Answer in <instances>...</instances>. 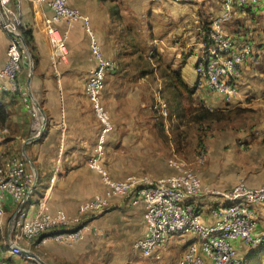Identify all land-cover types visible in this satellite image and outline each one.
Segmentation results:
<instances>
[{"label":"crops","instance_id":"crops-1","mask_svg":"<svg viewBox=\"0 0 264 264\" xmlns=\"http://www.w3.org/2000/svg\"><path fill=\"white\" fill-rule=\"evenodd\" d=\"M223 1L69 0L70 6L90 19L96 41L117 66L108 73L102 92V100L113 123L106 137L103 158L109 176L142 180L193 169L203 184V190L194 196L193 203L203 222L210 226L217 220L214 210L225 202L213 190H228L238 183L250 187L264 185V128L257 130L262 136L243 127L213 135L202 156L198 155L197 144L190 149L197 156V160L195 157L191 162L192 166L177 154L168 130L157 123L152 104L156 83L163 91L169 88L170 99L177 106L178 97L172 90L175 82L173 84L170 69L180 73L182 80L196 89L194 97L200 100L196 105L205 104L215 109L244 102L247 94L243 91V73L247 65L249 72V61L242 67L239 93L231 103L224 95L211 91L196 71L197 58L202 51L201 40L212 18L222 13ZM20 12L22 27L33 38L34 67L31 71V59H25L19 75L22 89L0 94L9 125L7 143L0 144V161L3 156L6 159L25 156L29 167H36L38 181L25 202L8 197L6 225L0 227V232L6 231L3 240L11 251L13 215L16 214L15 218L22 207L27 211L26 217L32 218L38 211V203L44 201L50 213L67 215L74 227L80 221L87 222L90 227L85 238L73 244L54 240L31 243L28 247L34 255L48 264H166L173 250L182 246L183 251L176 259V264H180L188 246L193 242L200 243V238L178 233L166 245L158 247L153 257L145 255L139 243L146 233L145 204L142 201L133 203L132 193H114L103 174L91 167L90 160L96 152L102 123L88 95V83L97 61L91 49L92 37L84 29L83 21L59 22V29L69 35V54L66 61L56 63L47 34L46 20L52 14L48 4L23 0ZM262 17L264 0H258L237 8L226 25L227 32L238 43L248 40L254 44L255 53L250 60L256 63L258 47L264 48ZM139 34L150 49L147 50L149 54L145 52L140 58ZM9 43L7 30L0 26V69L8 61ZM155 49L158 56L153 53ZM139 66L146 70L140 77ZM150 77L156 80L155 83L148 80ZM202 89L212 92L215 97L207 99ZM181 94L183 104L187 93ZM36 101L47 116L44 126L42 115L35 118L31 111V105ZM182 107L175 109L176 113ZM181 112L184 116V111ZM261 114V123H264V110ZM39 119L41 126L37 125ZM99 194L107 196L110 204L102 212H88L81 217L80 207ZM256 212L255 232L261 234L264 233V201L256 206ZM0 243L6 249L2 240ZM234 246L244 263L253 261L264 247H253L241 239L235 240ZM8 256L12 257L11 253ZM207 263L213 264L209 259Z\"/></svg>","mask_w":264,"mask_h":264},{"label":"built area","instance_id":"built-area-1","mask_svg":"<svg viewBox=\"0 0 264 264\" xmlns=\"http://www.w3.org/2000/svg\"><path fill=\"white\" fill-rule=\"evenodd\" d=\"M23 0H0V26L7 30L10 43L8 61L0 69V94L7 90L22 89L19 75L24 60L30 54L22 38L23 19L20 4ZM45 2L52 10L47 18V34L51 44L54 62L66 61L69 54L68 33L62 32L58 24L67 21L73 24L78 20L91 35V49L97 61L88 83V95L95 114L102 123L96 152L90 162L91 167L99 170L114 193L131 194L132 202L142 201L146 206V233L139 241L143 253L153 256L158 247L166 245L173 235L194 234L200 243H191L185 251L180 264H244L236 254L234 241L243 240L253 247L264 245V233H256L258 224L256 206L264 201V185L250 187L238 183L228 190L215 189L212 192L224 198L225 202L214 210L216 223L206 225L199 210L193 203L194 196L203 190L201 178L193 169L182 170L166 177H145L142 180L114 179L109 176L103 163L105 142L113 123L102 100L108 73L116 64L106 57L94 36L90 19L77 8L70 6L69 0H31ZM153 2H193L198 0H152ZM258 0H224L222 13L212 18L201 40L202 51L197 58L196 71L208 88L225 96L231 103L239 93V77L245 62L255 53V46L246 40L238 43L226 29L237 8H244ZM28 92H24L27 94ZM0 97V101H2ZM154 109L163 117L169 115L166 101L161 98ZM35 118H40L36 103L31 105ZM38 123H41L39 119ZM41 126V124L39 125ZM9 133L8 123L0 126V144H6ZM264 134V132L262 133ZM203 155V152L200 154ZM38 181L37 172L30 168L25 156L2 157L0 161V226L6 223L8 197L16 202H25ZM55 177L52 178V183ZM110 204L109 198L97 195L84 203L79 215L102 212ZM27 211L19 208L14 218V230L10 237L11 255L0 243V264H48L43 258L34 255L31 243H45L54 240L61 244L80 242L90 228L87 222L80 221L76 227L70 226L71 219L65 214L50 213L44 201L38 203V211L32 218L26 217ZM77 221V218H75ZM26 245V246H25Z\"/></svg>","mask_w":264,"mask_h":264},{"label":"rangeland","instance_id":"rangeland-1","mask_svg":"<svg viewBox=\"0 0 264 264\" xmlns=\"http://www.w3.org/2000/svg\"><path fill=\"white\" fill-rule=\"evenodd\" d=\"M264 20V17H262ZM145 40L144 38L139 34V46L141 47V51L143 53L149 52L147 50H150L149 47L144 45ZM257 43V42H256ZM154 55L158 56V51L155 49L153 51ZM258 55L256 56V61H251L248 59L250 64V70L248 72V65L244 69V79H243V91L247 94V97H245L244 102L238 103V104H228L227 107L222 108L227 110H234L235 113L232 115V118L222 121V122H214L211 126L204 125L202 129L200 128H194L193 126L195 124L190 123L186 116H182V112L176 113V103L175 101H172L170 99L171 94L169 92V88L167 90L163 91L159 88L158 85H156L155 81L152 80V77H150L148 80H151L155 83L154 87V95H155V105H158L159 100L161 98L166 101L168 110H169V116L163 117L160 112L157 110H153V115L156 118V121L158 124H161L166 127L169 134V139L173 140L175 142L176 152L181 158H183L186 162L193 164L191 162H194V159L197 156L196 154L193 155L191 153V148H193L196 144V148L199 153L205 151L208 146L206 145L208 142V139L210 137H213V135L218 134L220 132L227 131L229 129H239L240 127H243L244 130H254L255 134H257V130H262L264 128V123H261L262 119V111L264 110V48L259 49L257 51ZM152 54V52H151ZM29 59V58H27ZM255 60V59H253ZM155 61V60H154ZM117 67V66H116ZM151 71V70H150ZM149 71V72H150ZM163 74L164 72L161 71ZM248 72V73H247ZM128 77V76H127ZM140 77V76H139ZM168 81V80H167ZM159 90H162L161 92H158ZM160 93V94H159ZM202 93L207 99H211L212 97H215L212 92L206 91L202 89ZM157 96V101H156ZM186 96V95H185ZM196 98L195 103H199V98ZM187 96L186 99L183 101L184 104H187ZM154 103L152 105H154ZM221 108V107H219ZM175 113V115L173 114ZM41 123H38L39 125ZM262 136V135H258ZM201 139V142H200ZM199 161V159H198ZM6 224L2 225V228ZM70 226H73V222L71 221ZM3 233V234H2ZM6 235V231L0 232V241L2 240V244L5 246L7 253L10 254V247L5 241L3 240V236ZM183 251L182 246H178L177 250H173L171 253V256L169 260L166 262V264H176V259L181 255ZM154 256V255H153ZM150 256V257H153Z\"/></svg>","mask_w":264,"mask_h":264},{"label":"trees","instance_id":"trees-1","mask_svg":"<svg viewBox=\"0 0 264 264\" xmlns=\"http://www.w3.org/2000/svg\"><path fill=\"white\" fill-rule=\"evenodd\" d=\"M22 30V35L26 38V42L28 44L29 47H31V52L34 54V50H33V38L30 34V32L28 30H26L25 28H21ZM144 54L141 51V49H139V58L142 57ZM162 58H160L159 61H161ZM143 69L145 68H140L139 66V76H143L146 74V70L143 71ZM170 75L174 78L173 80V84L175 82V85L173 86V92L174 94H177L178 97V101H177V106L176 109L178 110L179 107H182V105L184 106V108L182 107L181 111H184L185 115L188 119V121L190 123L195 124L193 127L194 128H204V125H208L211 126L212 124H214V122H222L225 120H228L230 118H232V115L235 113L234 110H227V109H222V108H215L212 109L208 106H206L205 104H199L196 105L197 103L194 102V94L196 92L195 88H191L190 86H188L181 78V74L176 72L175 70H171L170 69ZM187 93V104H182V94L181 93ZM181 94V95H179ZM153 110L154 109V105H152ZM184 109V110H183ZM7 110L6 107L4 105L3 100L0 101V126L4 125L7 123ZM169 116V115H168ZM161 125V124H160ZM163 126V125H161ZM201 142V139H200ZM2 227V226H0ZM244 264H264V247L263 250L260 251L257 256H255V258L253 259V261L251 262H247Z\"/></svg>","mask_w":264,"mask_h":264},{"label":"water","instance_id":"water-1","mask_svg":"<svg viewBox=\"0 0 264 264\" xmlns=\"http://www.w3.org/2000/svg\"><path fill=\"white\" fill-rule=\"evenodd\" d=\"M22 35V34H21ZM22 38H23V41H24V43H25V46H26V48H27V50H28V52H29V54H30V59H31V71L33 70V67H34V61H33V57H32V53H31V51H30V49H29V46H28V44H27V42H26V40H25V38H24V36L22 35ZM36 103V105H37V107H38V109H39V112H40V114L42 115V117H43V126H44V123H46V121H47V116H46V114H45V111H44V109H43V107L41 106V104L38 102V101H36L35 102ZM35 139H36V137H35ZM34 140V138L32 139V140H30V141H28V142H31V141H33ZM28 157V156H27ZM28 160L32 163V160L28 157ZM33 164V163H32ZM33 166H34V164H33ZM36 169V167L34 166V170ZM36 172H37V170H35ZM37 176H38V173H37ZM16 214H14L13 215V218H14V216H15ZM13 218H12V220H11V222H12V224H13ZM11 226V225H10Z\"/></svg>","mask_w":264,"mask_h":264}]
</instances>
